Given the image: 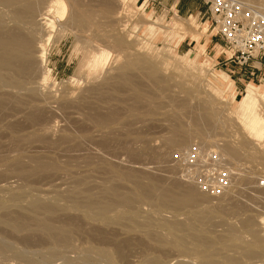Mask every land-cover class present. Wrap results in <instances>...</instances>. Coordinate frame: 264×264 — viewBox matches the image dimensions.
Listing matches in <instances>:
<instances>
[{"label": "rangeland", "instance_id": "rangeland-1", "mask_svg": "<svg viewBox=\"0 0 264 264\" xmlns=\"http://www.w3.org/2000/svg\"><path fill=\"white\" fill-rule=\"evenodd\" d=\"M194 1L201 14L173 0H65L62 15L45 14L51 0L0 1L4 28L32 41L31 63L0 70V241L12 244L0 264H264V151L235 103L249 80L223 65ZM195 142L235 170L222 196L176 163Z\"/></svg>", "mask_w": 264, "mask_h": 264}, {"label": "built area", "instance_id": "built-area-1", "mask_svg": "<svg viewBox=\"0 0 264 264\" xmlns=\"http://www.w3.org/2000/svg\"><path fill=\"white\" fill-rule=\"evenodd\" d=\"M225 56L240 67L264 57V13L241 0H203ZM227 52H230L228 55ZM185 177L203 192L219 197L233 186L235 170L217 148L195 142L175 154Z\"/></svg>", "mask_w": 264, "mask_h": 264}, {"label": "bare ground", "instance_id": "bare-ground-1", "mask_svg": "<svg viewBox=\"0 0 264 264\" xmlns=\"http://www.w3.org/2000/svg\"><path fill=\"white\" fill-rule=\"evenodd\" d=\"M0 1L6 5H12L13 6L14 4L20 2L21 0H0ZM51 1H52L51 2L52 5H49V7L47 9V13H45V14L46 15L50 14V12L55 10L57 13L62 15L65 11V8H66L65 0H51ZM29 10L32 14H34V12H35L34 8H30ZM17 14L19 15L20 13L17 12ZM45 14H44V16H45ZM46 17H48V16H45L42 19H46ZM175 20H176L174 23L175 26H173L170 29H172L173 31L180 32V30H183L181 28L182 18L176 14ZM47 25H48V23H47ZM185 39H186V36L181 34L179 44L181 42H184ZM31 47H32V41L30 39H28L27 37H25L23 34H21L18 29L12 28V29L8 30V28L5 29L4 26L2 25V23H0V70L13 69V67L16 66L15 65L16 62L14 63V61H17V65H18V60L20 61V59L23 61L26 60L24 62L31 63V49H32ZM19 66H20V63H19ZM16 68H18V66H16ZM225 77L227 79V84H224L223 87H226V89H231V87H234L235 86L234 81L230 78V76L227 75ZM125 79L130 80L127 78H125ZM128 82H130V81H128ZM126 83H127V81H126ZM263 101H264V86L257 84L255 82H249L247 87H246V91H245V94H244L242 100H240V101L236 100L235 103L239 104V105L242 104L243 106H246V109L248 111L247 117L249 118V120L245 121L244 126L249 131V133L255 137V142H256L259 150L261 148L264 151V103H263ZM14 220H11V221H14ZM7 221H8L7 222L8 225L6 223H5V225L9 226L10 220H7ZM19 221H20V219L19 220L17 219V221L15 220L14 222L18 223ZM4 222H6V221H4ZM4 222H3V224H4ZM20 223H21V221L19 222V224ZM22 224H24V226H25V223H22ZM47 224L50 225L51 223L50 224L47 223ZM21 225H18V228L16 226V230L15 229L14 230L17 231V229L18 230H21V228L23 229V225H22V227H19ZM40 225L42 226V224H40ZM43 225H44V223H43ZM10 227L12 229L15 228L12 225H10ZM67 227L68 226H66V228ZM45 228H43V229H45ZM51 228L53 229V227H51ZM47 229L50 230L49 228H46L45 230L48 231ZM62 229H64V228H62ZM67 229H66V231H67ZM49 232H51V231H49ZM3 234L4 233L1 234V237L4 236L3 238H5V234L4 235ZM6 237L8 238L7 235H6ZM7 240H10V239L8 238ZM4 241L6 242V240H4V239L0 241V250L1 249L3 250L4 246H6L7 249L12 247V244H11V247L8 248L7 245L8 244L10 245V243L6 242L7 243V245H6V244H4L5 243ZM14 243L16 244V242H14ZM15 244H13V246ZM3 251H5V250H3Z\"/></svg>", "mask_w": 264, "mask_h": 264}, {"label": "crops", "instance_id": "crops-1", "mask_svg": "<svg viewBox=\"0 0 264 264\" xmlns=\"http://www.w3.org/2000/svg\"><path fill=\"white\" fill-rule=\"evenodd\" d=\"M173 6L176 7L177 13H183V15H187L188 13H199L201 14L200 10V3L198 2H191V0H173ZM199 1V0H198ZM177 14V15H178ZM181 17V16H180ZM191 43H186V47L190 46ZM223 65L226 66V69L230 71L232 74H238L240 76V80L247 81H255L256 79H264V57L263 58H256L251 61L248 67H240L239 65L235 64L232 61H228L224 55ZM226 73V72H225ZM227 74V73H226ZM229 75V74H228Z\"/></svg>", "mask_w": 264, "mask_h": 264}]
</instances>
